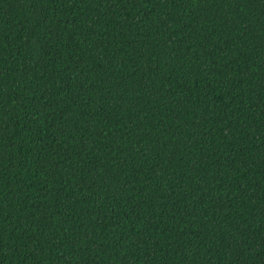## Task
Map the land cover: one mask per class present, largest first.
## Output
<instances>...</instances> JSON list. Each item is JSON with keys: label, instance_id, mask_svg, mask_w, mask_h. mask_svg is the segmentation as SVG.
I'll return each instance as SVG.
<instances>
[{"label": "trees", "instance_id": "trees-1", "mask_svg": "<svg viewBox=\"0 0 264 264\" xmlns=\"http://www.w3.org/2000/svg\"><path fill=\"white\" fill-rule=\"evenodd\" d=\"M0 264H264V0H0Z\"/></svg>", "mask_w": 264, "mask_h": 264}]
</instances>
